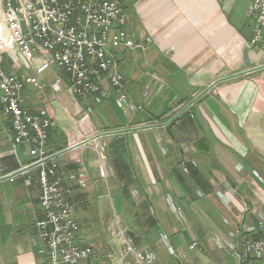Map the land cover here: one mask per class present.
<instances>
[{
	"label": "crops",
	"instance_id": "1",
	"mask_svg": "<svg viewBox=\"0 0 264 264\" xmlns=\"http://www.w3.org/2000/svg\"><path fill=\"white\" fill-rule=\"evenodd\" d=\"M121 2L130 29L150 40L146 49L114 54L123 91L141 110L119 108L106 80L103 101L74 96L67 75L53 69L40 74L42 90L22 92L30 113L44 109L53 120L48 145L52 159L64 163L59 174L72 190L78 243L94 251L79 264H135L122 257L124 239L155 253L154 264H202V257L233 264L212 234L226 235L225 217L254 223L251 210L264 211V46L249 47L250 0ZM57 77L62 88L54 92L49 85ZM12 136L0 104V264H43L34 229L40 190L19 173L32 159L27 144L13 149ZM80 170L84 187L75 180ZM213 250L219 260L207 253Z\"/></svg>",
	"mask_w": 264,
	"mask_h": 264
},
{
	"label": "built area",
	"instance_id": "2",
	"mask_svg": "<svg viewBox=\"0 0 264 264\" xmlns=\"http://www.w3.org/2000/svg\"><path fill=\"white\" fill-rule=\"evenodd\" d=\"M245 15L253 22L249 47L264 46V0H250ZM149 41L130 29V15L121 0H0V104L10 119L13 149L21 144L29 146L32 162L19 173L26 185L35 178L40 190L42 217L34 229L44 248L43 264H79L94 251L78 243L80 223L70 200L72 190L63 185L59 174L64 163L52 159L47 145L52 117L44 109L30 113L24 107L22 92L26 86L42 90L40 74L53 69L66 73V86L74 96H92L101 102L106 80L118 92L115 99L119 108L125 112L141 110L142 106L133 104L123 91L124 75L114 54L121 48L146 49ZM61 82L57 77L49 87L59 92ZM147 92L146 86L142 97ZM179 169L185 175L190 173L184 161ZM75 180L80 187L86 185L83 170ZM168 200L171 210L179 213L181 207ZM251 213L257 217L254 223L233 225L225 217L226 235L212 234V243L228 253L233 264H264V211L255 206ZM120 235L124 236L123 231ZM162 240L172 251L165 234ZM123 244L122 257L132 256L135 264H154L155 253L137 249L126 239ZM197 247L198 242L191 243L190 248ZM181 259L187 260L184 254Z\"/></svg>",
	"mask_w": 264,
	"mask_h": 264
},
{
	"label": "rangeland",
	"instance_id": "3",
	"mask_svg": "<svg viewBox=\"0 0 264 264\" xmlns=\"http://www.w3.org/2000/svg\"><path fill=\"white\" fill-rule=\"evenodd\" d=\"M179 113V111H178ZM17 173V172H16ZM215 251L213 250L212 252H207L211 255H209L211 258H212V261H216V260H219V258L216 256V254L214 253ZM207 258H203L202 257V264H209L208 261L206 260Z\"/></svg>",
	"mask_w": 264,
	"mask_h": 264
},
{
	"label": "trees",
	"instance_id": "4",
	"mask_svg": "<svg viewBox=\"0 0 264 264\" xmlns=\"http://www.w3.org/2000/svg\"><path fill=\"white\" fill-rule=\"evenodd\" d=\"M122 1V0H121ZM123 8H125L124 6H123ZM129 11V10H128ZM130 12V11H129ZM132 15V14H131ZM62 72V71H61ZM65 75H66V73L65 72H63ZM48 138H49V134H48ZM47 145H48V142H47ZM187 165H188V163H186ZM60 171V170H59Z\"/></svg>",
	"mask_w": 264,
	"mask_h": 264
}]
</instances>
